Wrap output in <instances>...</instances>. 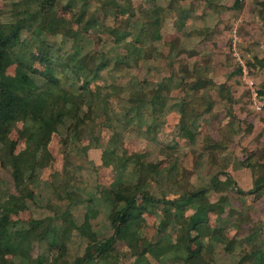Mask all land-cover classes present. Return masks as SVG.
I'll use <instances>...</instances> for the list:
<instances>
[{
	"label": "rangeland",
	"instance_id": "obj_1",
	"mask_svg": "<svg viewBox=\"0 0 264 264\" xmlns=\"http://www.w3.org/2000/svg\"><path fill=\"white\" fill-rule=\"evenodd\" d=\"M89 1L90 5L87 8L89 13L85 21L94 20L96 24L89 27L91 29L87 39L82 36H78L76 40L64 39L48 34L46 38L43 37V40L46 39V44L52 46L53 50L62 49L61 54L64 56L77 53L75 59L80 69H89L96 57L99 58V64H107V68L100 72L99 78L91 81L88 89L90 92L98 93L96 103L98 111L93 116V122L89 126L82 124L83 132L76 136L72 134L68 136L67 128L70 125V119L66 121L59 133L52 136L49 144L52 159L49 166L34 182L26 184L27 190L35 196L34 201L28 200L25 204L20 201L21 191L17 189L15 178L12 172H8L3 166L10 151L7 146H2L3 149H0V207L4 205L10 208L15 207L9 217L12 226L27 228L34 219L50 222L53 217L58 216L61 217L56 221L58 227H67L65 223L67 220L75 221L80 226L85 220L86 213L96 208V199L95 202L91 199L99 197L98 192L104 188L118 186L124 181L134 183L141 181L142 176L136 173L140 162L136 161L135 155L145 154L143 160L148 163L147 165L158 166L159 171L157 175L153 173L148 181H141V183H151L150 191L156 198L173 200L179 198L187 188L208 189L207 194L212 205L207 208V211L214 238L206 239V244L207 247L214 249V264H239L243 257L254 249L249 243L251 238L248 235L252 233L256 236L257 233L254 232L259 231L260 225L264 222V196L256 195V198L255 196L246 198L249 194L228 190L223 193L229 201L224 204L226 213L220 218L215 209L217 205L215 203L222 194L216 193L211 188L220 178L225 179L223 172L227 171L229 174L232 173L231 176L240 189L249 190L251 182H255L263 171V168H245L242 162L246 159L248 162L255 160L254 151L245 147L243 143L245 138L251 136L252 132H248L249 126H252L251 120L259 118L258 121H262V124L257 128L258 130L264 128L262 117L264 112H257L253 109L247 89L251 80L247 79L245 85L241 86L235 84L237 77L233 76L237 75L233 72L242 65L249 68L250 72L254 70L255 79L258 75L264 76L254 63L256 56L253 57V53H259L257 50L264 49V24L253 12L258 2L262 0H238V4L243 2L245 6L240 9L233 7L229 9V5L233 6L237 0H215V3H224L223 13L220 15L217 11L211 12L210 10L202 18V11H198L196 7L194 8L195 15L201 17L198 19L186 6L183 14L187 19L189 17L191 20L194 19L196 26L202 29H195L196 33L193 35L189 34V29L180 30V27H175L177 22L173 21L175 17L176 20L179 17V14L175 13L176 9L192 0H173L176 9L173 6L172 10L167 9L165 12L164 39L155 45L164 49L172 45L173 37H180L184 48L192 51L190 54H182L183 58L176 62V69L181 75L174 78H171L169 65L167 66L166 60L165 62L163 60L166 55L159 53L157 59L155 56L158 55L157 52L152 57L146 53L145 49L140 52L134 51L137 43L143 42L142 32L137 30L134 22L140 23L139 29H141V23L144 22L141 8L149 9L151 7L149 0ZM70 2L71 0H58L50 12L49 7L41 6L39 0H0V22L30 19L31 15L33 21L37 19V13L43 8L45 13L50 12L51 16L69 22L75 30L84 33L87 23L74 22L73 18L77 9L67 7ZM168 3L165 0H158L155 6L158 4L164 6ZM94 8L98 10L96 16H93ZM122 9L127 11L126 14L122 13ZM134 10L137 12L135 18L132 15L133 12L136 13ZM188 26H192L191 22ZM131 30L132 35L127 36ZM116 31L117 33H114ZM31 34L28 31L23 33L26 41L21 47V52L27 53L24 56L25 60L30 58L28 53L33 50V47L39 46L42 39L32 41ZM124 36L127 38L123 42L116 43L115 40ZM205 38L206 42L211 43V45L206 44L209 49L205 45H200L196 49L198 43L205 44L203 41ZM262 52L264 56V51ZM195 60L203 63L200 71L213 72L220 83L228 88L232 85L229 92H221L219 88L211 93L207 91L218 101L214 111L216 114L213 117L208 114L200 118L198 121L200 122V135L196 143L192 145L178 137L181 115L178 111L172 112L170 106L164 112L157 114L156 121L149 116V110L143 109L141 113L133 110L130 112L134 119L132 125L128 128L123 127L124 110L126 106H132V98L143 100L146 97L145 93L152 95L151 92L159 87L162 78L167 83L171 78V86L175 83L182 84L181 78L190 74L191 67L188 61L196 62ZM252 63L254 64L250 65ZM35 68L40 71L44 70V66L40 63H36ZM26 73L27 71L18 65H12L7 69V75L14 78L23 77ZM70 78L69 81L65 80V86L68 89L74 81L72 76ZM258 82V88L264 89L262 82ZM76 83L79 88L78 93L82 92L80 86L83 81ZM7 88L12 96L19 99L12 83H8ZM111 92L117 95H112L109 102H106L105 99ZM171 94L173 100L170 103L177 102L182 98L183 91L181 88H174L169 97ZM228 106L233 108V115L226 110ZM243 115L246 116L244 119H242ZM234 119H237L239 123L235 120L236 130L232 133L228 126ZM211 121L215 124L213 125ZM78 124L79 120L75 125L73 124L72 128L75 130ZM148 124H152L155 129L146 134ZM208 137L215 143H222V147L216 150H205L209 144ZM231 137L233 142L230 141ZM9 139L16 145V154L31 147L24 120L14 125ZM105 150L109 152L116 150L119 153L118 161L112 164L105 162L103 158ZM123 156H125L123 160V164L126 165L125 172L120 171L118 165L122 163L120 158L122 159ZM11 195L17 197L18 201H15L17 198L11 200ZM105 206L104 201L100 202L97 205V216L91 218L93 230L99 234L100 239L111 236L114 232ZM196 207L198 205L188 208L185 215L189 217L195 214ZM63 213L65 214L64 219ZM132 214L140 221V228L133 237L135 244L155 242L165 237V234L170 235L171 243L177 241L175 236L178 230L173 225H170L165 233L160 232L159 224L163 218V207L153 208L148 202L140 199L138 206L132 210ZM261 239L257 241V244L264 246V236ZM48 245L50 243L47 241L35 242L31 253L32 259L40 258L45 264L74 262L78 256L84 255L87 242L75 233V235L71 234V238L63 246L50 248ZM117 250L118 253L111 255V264H136V258L130 257L128 245L120 242ZM148 261L150 264H180V261L173 259L159 262L150 255ZM25 263L31 264L28 260H25ZM90 264L105 263L95 260ZM138 264L146 263L138 262Z\"/></svg>",
	"mask_w": 264,
	"mask_h": 264
},
{
	"label": "trees",
	"instance_id": "obj_2",
	"mask_svg": "<svg viewBox=\"0 0 264 264\" xmlns=\"http://www.w3.org/2000/svg\"><path fill=\"white\" fill-rule=\"evenodd\" d=\"M56 1L58 0H39V3L41 6H48L49 11L52 12L51 8L56 5ZM165 1L169 3L164 6L159 4L155 6L158 0H149L151 7L149 9L141 8L144 20L141 23V29H139L140 23L134 22V24L137 26V30L142 32L144 43H137L138 45H136L134 51L140 52L145 49L146 53L152 57L157 52L158 55H155L157 59L159 53L166 55V58H163V60L164 62L166 60L167 66L169 65L171 78H174L180 74L176 69V62L183 58L182 54H190L192 51L184 48L180 37H173L172 45L164 49L155 45V43L164 39L165 12L167 9L172 10L174 6L173 0ZM205 1L206 3L209 2V0ZM89 5V0H71L67 5V7H75L77 9L73 18L75 23H87L84 33L75 30L69 22L58 20L51 16L50 12L45 13L43 8L37 13V19L33 21L31 15L30 19L0 22V149H3L2 146L9 148L10 153L6 162H3V166L8 172H12L17 189L21 191L20 201L23 204L28 200L34 201L35 197L27 190L26 184L34 182L51 162L52 155L49 150V144L52 136L59 133L69 119L68 136L71 134L76 136V134L83 132V129H81L82 124L89 126L93 122V116L98 111L96 110L98 93L90 92L88 89L91 81L99 78L100 72L107 68V64H99V58L96 57L93 59V65L89 69H80L75 59L77 53L75 55L68 54V56H64L61 54L62 49L53 50L52 46L46 44L47 40H43V37L46 38L48 34L72 40H76L78 36L88 37L91 29L89 27L96 24L94 20L85 21L89 13V10L87 11ZM232 7L240 9L245 6L243 2L238 4L237 0ZM94 9L93 16H96L98 10ZM211 9L218 11L220 7L207 4V8L202 12V18ZM126 12L122 9L123 14H126ZM253 12L256 13L257 19L264 24V0L258 2ZM178 14L179 17L176 20L177 23H175L179 25V21L182 22L184 18L181 9H179ZM132 15L135 18L137 12L135 14L133 12ZM198 18L201 17L197 15L196 19ZM25 31L32 33V41H38L39 38H42L39 46L33 47V50L28 53L30 55L28 60L24 58L27 53L21 52V47L26 41L23 38ZM132 32L131 30L127 36L132 35ZM114 33H117V31ZM194 33H196V30L189 34L193 35ZM127 36L118 38L115 40L116 43L123 42ZM195 61H188L191 67L190 74L184 75L181 78L182 84L178 85L175 83L171 86V78L168 83L162 78L159 87L151 92L152 95L145 93L146 97L143 100L132 98V106H126L124 110L125 122L123 123V127L128 128L132 125L134 119L130 112L133 110H136L138 113H141L143 109L149 110V116L153 117V121H156L158 118L157 114L164 112L170 106L172 112L178 111L181 115L178 124V137L185 139L192 145L196 143L200 135V122H198L200 118L208 114L213 117L216 114L214 111L218 101L211 97L207 91L211 93L216 88H219L221 92H229L232 85L228 88L225 84L220 83V80L216 78L213 72L205 73L200 71L202 70L203 63L199 62V60ZM254 61L259 69L264 68V57L259 58L256 56ZM36 63L44 66V70L40 71L35 68ZM226 63L229 64V61L226 60ZM12 65L22 67L27 73L20 78L8 76L7 69ZM233 73L237 74L233 75L237 77L235 84L244 86L242 68L238 67ZM71 76L75 82L72 81L70 84L71 88L68 89L65 86V80H71ZM91 76L93 78L90 79ZM80 80L83 81V84L80 86L82 92L78 93L79 88L76 82ZM8 83L13 84L19 99L9 93L7 88ZM256 84L259 87V82H256ZM261 85L264 87L263 83ZM174 88H181L183 96L177 102L173 101L170 103L173 100V96L171 94L169 97V94L172 93V89ZM112 95L117 94L111 92L106 97V102H109ZM260 95L264 99V89L262 87ZM226 110L233 115L232 107L228 106ZM21 120H24L26 123L31 147L16 154V145L9 139V135L14 125ZM78 120L79 124L74 130L72 126ZM235 120L238 121L234 119L228 126L232 133L236 130L234 125L236 123ZM211 123L215 124L212 121ZM139 128L142 129L140 126ZM154 129L152 124H148L145 130L146 134L151 131L153 132ZM238 129L241 130V128ZM249 131L250 128L248 129ZM230 141L233 142L232 137ZM207 142L209 144L205 150H216L222 147V143H215L210 137H208ZM224 149L226 148L224 147ZM118 154L116 150L111 152L105 150L103 158L108 164L116 163L119 159L117 158ZM124 158L125 156L122 159L120 158L122 163H118L120 171L123 172H125L126 166L123 164ZM144 158L145 154L135 155L136 161L140 162L138 163L139 168H136V173L142 176L141 181L146 182L153 173L157 175L159 169L158 166L147 165L148 163L143 160ZM254 158L255 160L253 161L248 162V160H245V162H242V166L245 168H263V174L255 181L254 188L250 192L246 193L242 191L227 171L223 172L225 179L220 178L216 185L211 188L216 193L222 194L218 202L215 203L217 204L215 209L220 218L226 213V206L224 204L229 202L228 198L223 196L224 192L236 190L240 194H254L257 196L264 192V147L254 155ZM147 166L148 169H146ZM141 181L139 183L124 181L118 186L104 188L101 192H98L99 197L91 199L94 202L96 199V208L86 213L85 220L80 226L75 221L67 220L65 222L67 227H58L56 221L61 218L59 216L53 217L50 222L34 219L29 223V227L27 228H22L18 225L12 226L9 217L14 212L15 207L1 206L0 264H26L25 260L30 261L31 264H45L44 260L40 258L37 260L32 259L33 244L35 242L47 241L50 243L48 245L50 248L53 246L54 248L60 247L71 238V234L75 235V233L79 234L81 239H86L87 247L84 255L78 256L74 262H50L49 264H90L95 260L111 264V255L118 253L117 245L120 242L129 246L130 257L136 258V264L138 262L150 264L148 261L149 255L159 262L173 259L180 261V264H214V249L207 247L206 244V239L214 238V231L211 228V220L208 218L207 211V208L212 205V202L208 198V189L196 190L194 188H187L179 198L173 200H167L166 198L158 199L150 191L151 183L144 184ZM10 198L11 200H15L17 197L11 195ZM140 199L148 202L153 208L163 207V218L159 224L160 232L165 233L167 228L173 225L178 230L175 236L177 240L175 243L170 242V235L168 234H165V237L159 238L155 242L148 241L138 245L134 243L133 237L140 228V221L134 218L132 210L138 206ZM15 201H18V198ZM102 201L106 204L105 209L108 212L109 222L114 232L111 236L100 239L99 234L93 230L91 218L97 216V205ZM197 205L195 214L189 217L185 215L188 208ZM62 217L63 219L65 218L64 213ZM254 233H257V235L255 236V234L250 233L248 236L251 238L249 243L254 249L249 254H246L239 264L245 262L264 264V246L257 244V241L264 236V222L260 225L259 231ZM10 256L11 258H9Z\"/></svg>",
	"mask_w": 264,
	"mask_h": 264
},
{
	"label": "crops",
	"instance_id": "obj_3",
	"mask_svg": "<svg viewBox=\"0 0 264 264\" xmlns=\"http://www.w3.org/2000/svg\"><path fill=\"white\" fill-rule=\"evenodd\" d=\"M215 0H209V2L208 3H206V1L205 0H192L191 2H189V3H187L186 5H184V6H182L181 8H178V9H176V7H175V4H174V9H176V11H175V13L177 14L178 12H179V9H181V12H182V15H184L185 16V14H183V11L184 10H186V6H187V8H189L190 9V11H191V13H192V15H195V13H194V8H198V11H202L203 12V10L205 9V8H207V4H212V5H214V6H219L220 7V9L217 11L220 15L223 13V7H224V3H215L214 2ZM220 1H223V0H220ZM230 7H232V6H230L229 5V9H230ZM232 9V8H231ZM227 10V9H226ZM211 12H216L215 10H213V9H211ZM225 12V11H224ZM185 13V12H184ZM194 17V16H193ZM190 20V21H189ZM173 21L175 22L176 21V17L173 19ZM180 22V24L178 25V24H175L174 26L175 27H180V30H184V29H189V33L190 32H192V31H194L195 29H197V30H202L201 28H199L198 26H196V22L194 21V19L193 20H191V18L189 17L188 19H187V17L185 16V20H184V18H183V21L181 22V21H179ZM190 22H191V25L192 26H188L189 24H190ZM185 26H186V28H185ZM193 27V28H192ZM169 35H172V34H169ZM203 41L205 42V44H200V43H198L197 44V46H196V49H197V47H199L200 45H205L206 46V44H209V45H211V43H208V42H206L207 40H206V38L205 39H203ZM208 49H209V47L208 46H206ZM259 53L258 54H254L253 53V57H255V56H257V57H259V58H263L264 56H262L263 55V52L262 51H264V49H259V50H257ZM256 51V52H257ZM251 59V58H250ZM259 72L260 73H263L264 74V68H261V69H259ZM253 73H254V70H252L251 71V75H252V78H254V80H255V83L256 82H258V81H260V82H262L263 84H264V76L263 75H258V78L256 77V79H255V75H253ZM246 116H242V119H244ZM263 118H264V116H262ZM258 119L259 118H257V119H254V120H251V124L253 125V126H249V128H250V131L249 132H252L250 135L251 136H248V138H245V141H244V143H243V145L245 146V147H248V148H250L251 149V151H254V153H255V155H256V153H258L263 147H264V128L262 129V130H258V126H260L262 123V121H258ZM264 122V121H263ZM250 124V125H251ZM248 134V133H247ZM243 156H245V155H243ZM246 157V156H245ZM253 157V156H252ZM246 161H247V159H246ZM232 174V173H231ZM230 174V175H231ZM263 174V171L261 172V175ZM261 175H259L256 179H255V181H257L259 178H260V176ZM254 183L255 182H251V184H250V186H249V190H246V189H241L242 191H244V192H246V193H248V192H250L253 188H254ZM264 196V192L263 193H261V194H259L258 196ZM255 196V198H256V195H251V194H249V195H247L246 196V198H249V197H254ZM249 236V235H248Z\"/></svg>",
	"mask_w": 264,
	"mask_h": 264
},
{
	"label": "built area",
	"instance_id": "obj_4",
	"mask_svg": "<svg viewBox=\"0 0 264 264\" xmlns=\"http://www.w3.org/2000/svg\"><path fill=\"white\" fill-rule=\"evenodd\" d=\"M241 68H242V72H243V75H242L243 84L245 85V83L247 82V79L251 80L250 86L247 89L250 93V97H251V101H252L254 111L264 112V99L260 95V89L257 87L254 79L251 78L252 76H251V72H250L249 68H247L245 65H242ZM247 69H248V71H247ZM244 80H245V82H244Z\"/></svg>",
	"mask_w": 264,
	"mask_h": 264
}]
</instances>
